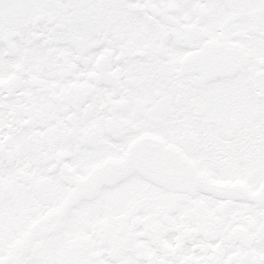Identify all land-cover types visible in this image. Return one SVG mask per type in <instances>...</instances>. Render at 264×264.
<instances>
[{
    "label": "snow or ice",
    "instance_id": "obj_1",
    "mask_svg": "<svg viewBox=\"0 0 264 264\" xmlns=\"http://www.w3.org/2000/svg\"><path fill=\"white\" fill-rule=\"evenodd\" d=\"M0 264H264V0H0Z\"/></svg>",
    "mask_w": 264,
    "mask_h": 264
}]
</instances>
